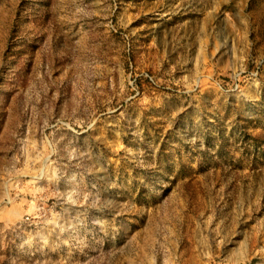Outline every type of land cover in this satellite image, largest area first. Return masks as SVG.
<instances>
[{
    "label": "rangeland",
    "instance_id": "374dc122",
    "mask_svg": "<svg viewBox=\"0 0 264 264\" xmlns=\"http://www.w3.org/2000/svg\"><path fill=\"white\" fill-rule=\"evenodd\" d=\"M0 264H264V0H0Z\"/></svg>",
    "mask_w": 264,
    "mask_h": 264
}]
</instances>
